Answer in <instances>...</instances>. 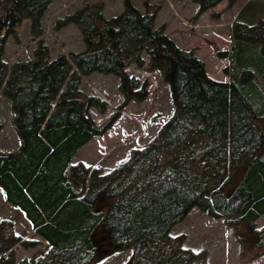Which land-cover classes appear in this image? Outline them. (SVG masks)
I'll list each match as a JSON object with an SVG mask.
<instances>
[{
  "label": "trees",
  "instance_id": "1",
  "mask_svg": "<svg viewBox=\"0 0 264 264\" xmlns=\"http://www.w3.org/2000/svg\"><path fill=\"white\" fill-rule=\"evenodd\" d=\"M50 1L0 0V89L19 138L16 149L0 151V187L51 244L39 263L92 264L101 228L112 250L132 249L131 264H208L204 252L182 246L183 235L170 232L193 206L223 216L246 252L263 253L264 225L255 221L264 212V6L248 10V21L236 19L231 48L217 52L230 61L229 80L211 77L192 49L155 26L154 10L142 12L130 0L110 17L97 3H85L56 19V27H79L84 49L50 57L39 42L33 57L8 65L2 59L7 35L23 17L40 35ZM193 1L202 11L221 0ZM142 50L169 85L173 115L145 147L108 172L72 163L77 149L118 114L96 124L88 106L103 112L107 101L82 95L81 75L114 73L126 101L141 98L146 88L135 90L139 80L125 67L142 65ZM238 175L229 191L230 178ZM16 243L36 241L0 219V262H14Z\"/></svg>",
  "mask_w": 264,
  "mask_h": 264
},
{
  "label": "rangeland",
  "instance_id": "2",
  "mask_svg": "<svg viewBox=\"0 0 264 264\" xmlns=\"http://www.w3.org/2000/svg\"><path fill=\"white\" fill-rule=\"evenodd\" d=\"M130 1L142 12L154 10L155 26H164L165 33L178 46L192 49L204 61L206 72L219 80H229L225 67L230 65V61L227 57L218 56L217 52L231 48L233 22L236 19L248 21V10L261 9L264 6V0H256L240 11L246 0H235L231 4L228 0H221L200 11L198 3L192 0ZM85 3H97L105 17L119 13L124 6V0H51L41 17L42 33L38 36L32 33L30 18L23 17L14 26V31L6 37L2 59L10 65L33 57L39 42L47 44L50 57L68 53L70 50L84 49L79 27L74 23L56 27V19ZM141 56L144 59L142 65L131 62L125 67L128 74L139 80L135 90L146 88L147 94L141 98L131 97L126 101L119 88V76L114 73L92 71L81 75L82 95H97L107 101V108L103 112L98 111L94 105L88 106L96 124L105 123L117 111L118 114L111 125L99 134L101 136L96 134L87 147L84 146L77 153L75 162L80 159L94 161L101 153L102 158L98 159L97 165L92 164L91 167L99 166L102 172L108 167L112 168L120 162L121 157L129 158L134 148L145 147L156 137L164 122L173 115L174 104L162 71L149 64V55L145 50L141 51ZM256 79L261 82L259 78ZM11 119L10 100L0 89V151L14 150L19 145ZM116 162L118 163L115 164ZM238 181L239 175L230 178L228 190H232ZM19 212L17 207L7 203L0 187V219L11 217L16 233L24 238H35L36 234L30 223ZM263 225L264 212L255 221L256 227ZM170 232L172 236L183 235L182 246L204 252L208 264H264V252L254 255L246 252L243 241L223 216H212L198 206H193L183 219L172 226ZM94 241L98 246L97 254L103 259L93 264H131L132 249L112 250L109 232L98 228ZM13 248L14 262L0 264H40L38 260L41 256L38 257V254L41 253L36 249H27L28 247L20 243L14 244ZM38 249L44 250L41 246ZM31 252L33 254L29 255Z\"/></svg>",
  "mask_w": 264,
  "mask_h": 264
},
{
  "label": "crops",
  "instance_id": "3",
  "mask_svg": "<svg viewBox=\"0 0 264 264\" xmlns=\"http://www.w3.org/2000/svg\"><path fill=\"white\" fill-rule=\"evenodd\" d=\"M193 1V0H192ZM193 2H195V1H193ZM246 2H247V0H246ZM245 2V3H246ZM197 3V2H196ZM219 3V2H218ZM245 3L241 6V9H240V11L242 10V8H243V6L245 5ZM197 6H198V4H197ZM212 7V6H211ZM12 115H13V112H12ZM97 136H101V135H97ZM94 137H96V135H93L88 141H86L84 144H82L78 149H77V151H76V154H75V156H74V158H73V160H72V163H76L74 160H75V157H76V155H77V153L79 152V151H81L83 148H84V146L85 147H87V144H88V142L91 140L92 141V138H94ZM107 146V145H106ZM17 147H18V145H17ZM107 148V147H106ZM128 157V156H127ZM126 157V158H127ZM102 158V156H101V153H99V156H97V157H95L93 160L94 161H92V160H90V161H87V160H82V159H80L79 161H81V162H83L84 164H86V165H88V166H91L92 164L93 165H97V163H98V159L100 160ZM126 158H124V157H121L120 159H119V163L118 162H116L115 164H120V163H122V162H124L125 160H127ZM97 161V162H96ZM117 164V165H118ZM117 165H115L114 167H116ZM99 167V166H98ZM114 167H112V168H107L106 170H104L103 172H108L109 170H111V169H113ZM4 197H5V195H4ZM6 199V198H5ZM7 201V200H6ZM7 203H9L8 201H7ZM12 207H17V209H18V211H20L21 213H22V215H24V213H23V211L17 206V205H14V204H11V203H9ZM20 212H19V214H20ZM25 216V215H24ZM26 218V217H25ZM9 219L11 220L12 218L11 217H9ZM27 219V218H26ZM12 221V220H11ZM27 221L30 223V221L27 219ZM30 225H31V223H30ZM31 227H32V225H31ZM33 228V227H32ZM33 230H34V228H33ZM34 232H35V234H36V236H35V238H33L35 241H36V243L34 244V245H32V246H29L27 249H31V250H34V249H36V251H38V253H41V254H38V257H42V256H44L45 254H46V252L51 248V244L43 237V236H41L40 234H38L35 230H34ZM43 247L44 248V250H42V251H39V250H41V249H38V247ZM36 251H34V252H36ZM31 254H33V252H31L29 255H31ZM102 257H98V259H96L93 263H95V262H99V260H102L101 259ZM92 263V264H93Z\"/></svg>",
  "mask_w": 264,
  "mask_h": 264
}]
</instances>
